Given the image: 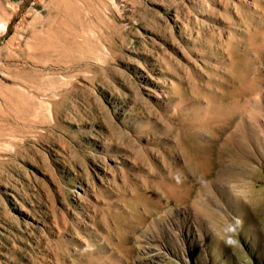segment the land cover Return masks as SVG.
Masks as SVG:
<instances>
[{
    "label": "rangeland",
    "instance_id": "1",
    "mask_svg": "<svg viewBox=\"0 0 264 264\" xmlns=\"http://www.w3.org/2000/svg\"><path fill=\"white\" fill-rule=\"evenodd\" d=\"M0 264H264V0H0Z\"/></svg>",
    "mask_w": 264,
    "mask_h": 264
}]
</instances>
